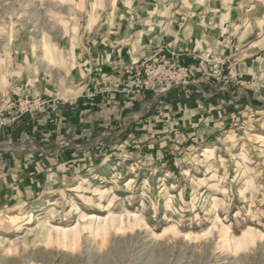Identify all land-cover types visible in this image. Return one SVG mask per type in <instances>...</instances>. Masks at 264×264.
Wrapping results in <instances>:
<instances>
[{
  "label": "rangeland",
  "instance_id": "374dc122",
  "mask_svg": "<svg viewBox=\"0 0 264 264\" xmlns=\"http://www.w3.org/2000/svg\"><path fill=\"white\" fill-rule=\"evenodd\" d=\"M59 1L0 0V68L6 77L0 82V111L11 99H41L47 102L43 109L60 104L66 98L56 82L70 89L82 79L76 75L81 62L74 64L78 50L73 45L94 35L62 29L84 28L89 20L86 0L72 5ZM195 2L96 0L93 26L118 30L119 9L126 5L128 21L135 17L131 29L136 32L125 37L112 30L102 36L115 42L153 43L162 35L154 31L156 23L167 25L163 11L176 16L178 27L184 23L185 8ZM166 46L162 43L159 49L165 51ZM81 53L86 57L89 51ZM33 58H43V82L54 87L43 97L16 96L8 80ZM59 60L63 65L57 70ZM42 110L24 117L35 118ZM243 117L211 141L182 144L163 157L130 147L106 152L99 163L85 168H90L87 174L79 173L89 182L84 189L104 195L85 199L83 188L64 185L52 195L55 204L29 225L26 235L14 231L24 226L23 215L11 227L0 219V264H264V115ZM112 166L114 172L101 181ZM199 183L207 187L196 192ZM203 194L211 199L204 203ZM86 202L92 203L90 210L83 208ZM76 206L83 208L77 217ZM103 206L106 212L100 213Z\"/></svg>",
  "mask_w": 264,
  "mask_h": 264
},
{
  "label": "crops",
  "instance_id": "0c3cea01",
  "mask_svg": "<svg viewBox=\"0 0 264 264\" xmlns=\"http://www.w3.org/2000/svg\"><path fill=\"white\" fill-rule=\"evenodd\" d=\"M66 1L72 5L75 0ZM95 1L86 0L89 20L84 28L62 29L94 35L73 45L78 50L74 64L81 62L76 75L82 79L72 82L70 89L56 82L65 101L47 105L35 118L27 116L0 129V219L7 226L11 216H18L13 226L23 212L39 210L64 185L78 189L79 182L87 179L79 173L87 174L90 168H85L99 163L106 152L130 147L129 151L146 150L159 158L173 154L182 144L211 141L238 125L245 114L264 115V0H195L191 9L185 8L184 23L178 27L176 16L163 11L167 25L153 23L155 32L162 31L153 43L105 39L102 34L116 29L93 26ZM119 16L115 32L125 37L136 32L131 29L135 17L128 21L126 5L119 9ZM162 43L167 45V56L188 67L192 84L161 98L125 92L142 59ZM85 50L89 51L86 57L81 53ZM203 51L231 62L233 77L216 81L199 58ZM30 60L23 70H14L9 91L19 97L48 95L54 84L43 82V58ZM62 65L61 60L55 62L57 70ZM2 73L0 68V82L5 77ZM237 95L239 100L234 99ZM62 142L70 147L64 148Z\"/></svg>",
  "mask_w": 264,
  "mask_h": 264
},
{
  "label": "built area",
  "instance_id": "2783aa9c",
  "mask_svg": "<svg viewBox=\"0 0 264 264\" xmlns=\"http://www.w3.org/2000/svg\"><path fill=\"white\" fill-rule=\"evenodd\" d=\"M208 65L209 71L216 81L232 78L233 64L228 60L215 58L209 51L199 56ZM228 72V77L225 72ZM192 84L188 67L177 64L173 57L167 56L163 49L144 57L132 78L126 83L127 93H151L161 98L174 89H183ZM47 102L41 99H11L0 111V129L16 124L25 115L35 116Z\"/></svg>",
  "mask_w": 264,
  "mask_h": 264
},
{
  "label": "bare ground",
  "instance_id": "6f19581e",
  "mask_svg": "<svg viewBox=\"0 0 264 264\" xmlns=\"http://www.w3.org/2000/svg\"><path fill=\"white\" fill-rule=\"evenodd\" d=\"M114 170H115V166H112L108 171H106V173H103L101 176H100V180L101 181H103V182H106V180H107V177H108V174L110 175L111 173H108V172H110V171H113L114 172ZM89 182H88V180L87 179H83V180H81V182L79 183V185H78V189H84V187L88 184ZM207 185V184H206ZM206 185H204V183H199V184H197V186H196V192H201L205 187H207ZM242 190L241 189H239L238 190V192H241ZM102 195H104L103 193L101 194H98L96 191H94V190H92V189H90V188H86V189H84L83 190V196H84V198L85 199H93V198H95V197H100V196H102ZM210 194H203V196H202V201L205 203V201L207 200V199H211L210 197H208ZM164 199H163V201H162V203H166V197H165V195H163L162 196ZM207 197V198H206ZM71 199H73L72 197H71ZM87 201H89V200H87ZM112 202L110 201L109 202V204L108 205H110ZM203 203V204H204ZM55 204V201L54 200H52V199H47V200H45L44 202H43V206L39 209V210H37V211H33V210H31V211H27V212H25V213H23L24 214V218H26V220H27V223H26V227H25V229L23 230V229H16L15 231L17 232V233H23V234H27L28 233V227H29V225H31V224H33V223H35V221H37V219H38V215H40V213H44L46 210H47V208L48 207H50V206H53ZM91 207H92V203L91 202H86V205H84V209L85 210H90L91 209ZM83 208L81 207V206H76L75 207V209H74V211L76 210V212L74 213V216L75 217H77L81 212H82V210H83ZM106 208H107V206H103V207H101L100 208V213H105L106 212ZM43 211V212H42ZM22 214V215H23ZM16 217H18V216H16V215H14V216H11L10 218H9V220H8V225L9 226H11L12 225V223H13V221L15 220V218ZM24 228V227H23Z\"/></svg>",
  "mask_w": 264,
  "mask_h": 264
},
{
  "label": "trees",
  "instance_id": "16d2710c",
  "mask_svg": "<svg viewBox=\"0 0 264 264\" xmlns=\"http://www.w3.org/2000/svg\"><path fill=\"white\" fill-rule=\"evenodd\" d=\"M175 90V89H174ZM174 90H171L167 95H172L173 94V92H174ZM179 97V96H178Z\"/></svg>",
  "mask_w": 264,
  "mask_h": 264
}]
</instances>
